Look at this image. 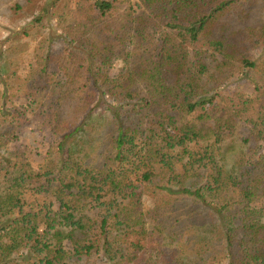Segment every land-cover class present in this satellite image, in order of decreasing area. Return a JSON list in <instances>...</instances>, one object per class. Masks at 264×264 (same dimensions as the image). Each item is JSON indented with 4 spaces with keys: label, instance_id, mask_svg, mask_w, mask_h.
Returning a JSON list of instances; mask_svg holds the SVG:
<instances>
[{
    "label": "trees",
    "instance_id": "obj_1",
    "mask_svg": "<svg viewBox=\"0 0 264 264\" xmlns=\"http://www.w3.org/2000/svg\"><path fill=\"white\" fill-rule=\"evenodd\" d=\"M12 18L0 264H264V0ZM37 124L47 143L20 144Z\"/></svg>",
    "mask_w": 264,
    "mask_h": 264
},
{
    "label": "rangeland",
    "instance_id": "obj_2",
    "mask_svg": "<svg viewBox=\"0 0 264 264\" xmlns=\"http://www.w3.org/2000/svg\"><path fill=\"white\" fill-rule=\"evenodd\" d=\"M156 0H131L138 7V11L149 10ZM49 0H0V37L6 36L8 31L11 29L8 27L10 25H16L17 27L24 26L23 21L14 20L12 16L15 12H20L24 8H27L29 12L42 11L48 7ZM32 9V10H30ZM12 21H11V20ZM41 125H31L25 128L20 134V144L32 147H42L47 143V133L46 129ZM137 181L136 178L132 180ZM133 184V183H132Z\"/></svg>",
    "mask_w": 264,
    "mask_h": 264
}]
</instances>
